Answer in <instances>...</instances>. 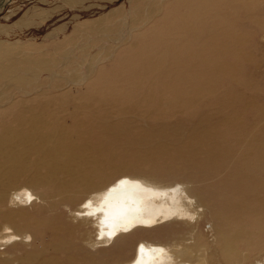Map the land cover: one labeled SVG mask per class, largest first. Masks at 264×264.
Listing matches in <instances>:
<instances>
[{"label": "rangeland", "instance_id": "obj_1", "mask_svg": "<svg viewBox=\"0 0 264 264\" xmlns=\"http://www.w3.org/2000/svg\"><path fill=\"white\" fill-rule=\"evenodd\" d=\"M4 3L0 11V23L4 25L0 40L21 43L17 46L21 52L5 59L3 64L18 67L19 58L35 59L40 67L32 86H12L8 80L0 81V120H10L20 104L49 99L54 101L53 106L65 104V110L60 112L64 122L71 125L77 119L83 120L99 137L104 136L101 128H97L101 121L114 123L118 139L109 142L108 156L113 166L108 165L104 180L128 174L159 185H183L192 194L193 203L201 199L214 206L217 201L214 189L220 177L210 163L220 159L223 151L214 155L211 150L225 147L227 134L223 128V109L212 104L210 97L221 96L232 87L241 97L246 117L245 138L252 142V160L260 170L256 178L251 175L248 180L252 184L264 182V0H259L255 9H235L234 30L247 38H241L245 49L231 44L207 54L206 60L197 56L206 53L199 52L192 43V33L200 34L204 29L192 30L190 20L176 21L188 14V9L195 8L199 0H4ZM257 16L262 21L260 27L250 19ZM152 49L155 51L149 52ZM41 60L47 61V68H43ZM151 60L158 62L150 64L152 72H144L142 65ZM16 72H20L18 68ZM135 73L139 84L129 82ZM111 85L121 96L112 97L107 92ZM169 87H180L191 101L186 105L182 98L176 101ZM130 92L132 96L124 97ZM199 109L204 119L195 115ZM76 132L74 137L78 140L81 135ZM186 146H190L189 151ZM182 149L184 153L175 156ZM136 156L146 159L133 162ZM138 164L144 167L135 166ZM14 182L20 190L26 181L21 178ZM17 189H12L10 196ZM31 189L38 196L34 203L9 202L8 208L12 205L25 208L32 216L59 213L70 220L69 192L51 193L47 201L53 202L55 211L50 213L41 208L46 203L41 190ZM247 192L241 196L250 204L248 201L264 195V188L254 187ZM197 209L200 212L204 208ZM5 210V205L0 206L1 216ZM211 217L212 213L206 211L199 226L183 229L186 238L190 232L201 238L199 245L194 244L193 261L231 264L221 253ZM247 222L254 236L260 238L253 245L240 244L238 251L241 255L249 254V259L244 261L242 256L237 264H253L256 254L264 252V233L260 234L251 218ZM5 226L8 225L0 227V235L6 231ZM9 227L18 238L7 245L0 244L3 252L0 257L16 263L18 256L32 248L30 243L39 242L40 233L16 224ZM43 238H48L45 233ZM186 242L190 243L189 239ZM202 248L205 262L200 261ZM124 255L122 251H114L105 262H121Z\"/></svg>", "mask_w": 264, "mask_h": 264}, {"label": "bare ground", "instance_id": "obj_2", "mask_svg": "<svg viewBox=\"0 0 264 264\" xmlns=\"http://www.w3.org/2000/svg\"><path fill=\"white\" fill-rule=\"evenodd\" d=\"M258 1L199 0L195 8L188 9V14L176 21L190 20V26H194L192 30L204 29L200 34L192 33V43L199 52L206 53L197 55L206 60L207 54L231 44L245 49L241 38H247L234 30L235 9H255ZM2 2L0 11L5 4L4 0ZM250 19L261 26L258 16ZM1 24L0 34L4 29ZM20 44L0 40V81L8 80L12 86H32L40 62L19 58L18 67L3 64L5 59L16 53L19 55ZM152 51L155 49L149 52ZM41 62L43 68H47V61ZM157 62L151 60L142 65L143 71L152 72L150 64ZM135 75L129 82L139 84ZM169 88L176 101L182 98L183 105L191 101L180 87ZM115 89L111 85L107 92L110 91L112 97L121 96ZM132 94L125 93L124 97ZM210 102L222 107L223 128L227 134V145L211 150L214 155L223 151L220 159L210 163L213 172L220 177L214 189L217 199L214 206L201 199L193 203L192 194L183 185H159L128 174H117L104 180L110 168L108 165L113 166L108 154L109 142L118 139L116 124L101 121L97 128H101L104 136L99 137L83 120L77 119L71 125L64 122L60 116L65 110L63 103L53 106L54 101L48 99L42 103L18 105L10 120H0V206H6L0 215L3 218L0 227L8 225L0 235V244L7 245L13 238V242L18 238L9 224H16L21 229L33 228V232L40 233V238L38 243H30L32 248L18 256L16 263L0 257V264H195L194 244L199 245L201 238L195 237L193 232L186 238L182 232L186 227L199 226L206 211L212 213L210 221L216 230L222 255L231 264H237L242 256L244 261L248 260L249 254L241 255L238 247L243 242L253 245L260 238L250 230L247 218L255 222L260 234L264 233V195L248 201L253 204L250 205L241 194H248L247 189L254 187L264 188V182L252 184L248 180L251 175L256 178L260 170L252 160V142L245 138L246 117L242 112L241 97L229 87L221 96H211ZM195 115L201 119L205 117L201 109ZM76 130L81 135L78 140L74 137ZM184 149L175 156L183 154ZM186 149L189 151L190 146ZM145 159L136 156L133 162L141 163ZM135 166L144 167L142 164ZM21 178L26 182L19 190L14 180ZM31 187L41 190L46 202L41 208L50 213L55 211L53 202L47 201L51 193L56 190L69 192L70 220L59 213L32 216L25 208H14L13 205L35 202L38 196ZM12 189L17 190L10 196ZM93 189L95 192L90 193ZM9 202L13 204L10 208ZM199 206L204 208L203 211H198ZM28 237H32L31 234ZM188 239L190 243L186 242ZM204 250L201 249V262H205ZM114 251L125 254L121 262H105ZM255 258L253 264H264L262 250Z\"/></svg>", "mask_w": 264, "mask_h": 264}]
</instances>
